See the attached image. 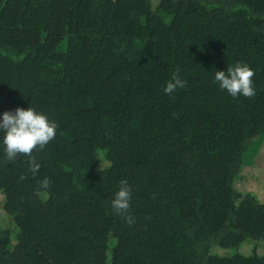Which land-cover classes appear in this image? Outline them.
Returning a JSON list of instances; mask_svg holds the SVG:
<instances>
[{"label": "trees", "instance_id": "obj_1", "mask_svg": "<svg viewBox=\"0 0 264 264\" xmlns=\"http://www.w3.org/2000/svg\"><path fill=\"white\" fill-rule=\"evenodd\" d=\"M238 63L252 98L215 82ZM29 107L57 134L33 176L0 132V264H264V203L234 188L264 141V0H0V119Z\"/></svg>", "mask_w": 264, "mask_h": 264}, {"label": "clouds", "instance_id": "obj_2", "mask_svg": "<svg viewBox=\"0 0 264 264\" xmlns=\"http://www.w3.org/2000/svg\"><path fill=\"white\" fill-rule=\"evenodd\" d=\"M254 70L247 64L238 63L228 67L227 71H216L215 82L219 88L226 91L232 97L243 95L246 98L255 96L253 79ZM186 83L180 78V70L177 69L164 88L165 95H172L178 88H184ZM58 125L50 121L42 113L34 108L27 110L17 108L14 112H5L0 119V132L4 133L3 145L8 161H16L18 157H29V171L35 176L41 168L33 155L36 151H43L46 146L55 139ZM27 179L21 175L19 182ZM50 182L45 178L40 183V188L47 189ZM132 187L127 180H121L119 190L111 201V207L117 215H121L129 225L134 222L130 212Z\"/></svg>", "mask_w": 264, "mask_h": 264}, {"label": "rangeland", "instance_id": "obj_3", "mask_svg": "<svg viewBox=\"0 0 264 264\" xmlns=\"http://www.w3.org/2000/svg\"><path fill=\"white\" fill-rule=\"evenodd\" d=\"M234 188L237 191L253 193L260 202L264 203V141L248 146L241 175L236 179ZM0 222L2 226H6L9 222L1 209Z\"/></svg>", "mask_w": 264, "mask_h": 264}]
</instances>
